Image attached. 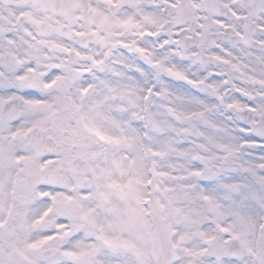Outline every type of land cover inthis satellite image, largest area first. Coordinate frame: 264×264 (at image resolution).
<instances>
[{"label":"snow or ice","instance_id":"1","mask_svg":"<svg viewBox=\"0 0 264 264\" xmlns=\"http://www.w3.org/2000/svg\"><path fill=\"white\" fill-rule=\"evenodd\" d=\"M0 264H264V0H0Z\"/></svg>","mask_w":264,"mask_h":264}]
</instances>
